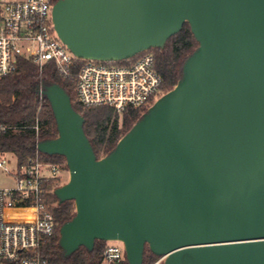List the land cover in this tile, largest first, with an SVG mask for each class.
<instances>
[{
  "label": "water",
  "instance_id": "obj_1",
  "mask_svg": "<svg viewBox=\"0 0 264 264\" xmlns=\"http://www.w3.org/2000/svg\"><path fill=\"white\" fill-rule=\"evenodd\" d=\"M59 37L79 58L129 59L188 22L198 46L182 77L108 154L58 82L39 88L58 128L38 150L66 158L74 200L66 255L97 239L147 247L164 264H264V0H57Z\"/></svg>",
  "mask_w": 264,
  "mask_h": 264
},
{
  "label": "built area",
  "instance_id": "obj_2",
  "mask_svg": "<svg viewBox=\"0 0 264 264\" xmlns=\"http://www.w3.org/2000/svg\"><path fill=\"white\" fill-rule=\"evenodd\" d=\"M56 2L0 0V77L15 71L21 57L41 69L51 61L60 75L76 76L80 104L105 106L110 117L117 116L114 127L127 108L152 106L157 93L164 91L154 53L148 49L114 61L77 57L55 29ZM76 59L82 60L79 66ZM35 127L39 128L38 123ZM11 129L12 125L0 122V137ZM66 163L46 160L38 148L24 162L15 152L0 151V169L11 179L10 184L0 186V264H47L38 249L54 239L57 222L46 196L51 181L58 183L69 171ZM125 253L122 241L111 240L103 257L111 263L124 259Z\"/></svg>",
  "mask_w": 264,
  "mask_h": 264
},
{
  "label": "trees",
  "instance_id": "obj_3",
  "mask_svg": "<svg viewBox=\"0 0 264 264\" xmlns=\"http://www.w3.org/2000/svg\"><path fill=\"white\" fill-rule=\"evenodd\" d=\"M191 26L186 22L183 28L171 36L164 47H154L150 51L156 57V67L164 77L163 89H172L182 77L183 65L186 58L198 46ZM81 59H76L79 66ZM58 82L70 94L73 106L85 117L84 128L89 136L98 157L108 154L114 149L120 138L126 134L134 123L142 116L147 108H127L121 115V124L115 126L105 139L98 136V128L106 134L114 127L115 116L110 117V109L105 106L85 107L77 100V78L75 75H60L55 64L47 62L41 69L33 60L21 57L15 71L0 77V122L12 125L11 129L0 137V151L15 152L21 162L34 154L37 142L58 136L56 119L47 97L39 93V88L46 84ZM38 123L39 128L35 125ZM42 156L52 162L66 163V158L60 154H46ZM66 168L69 169L67 163ZM60 183L51 181L46 202L57 222L54 239L38 251L47 264H102L103 250L107 244L105 240L97 239L93 250L81 246L70 255H66L60 245V228L76 213L74 200L60 201L54 190ZM161 256L153 253L149 247L145 250L144 264H152ZM19 264V263H15ZM110 264H129L127 256Z\"/></svg>",
  "mask_w": 264,
  "mask_h": 264
},
{
  "label": "rangeland",
  "instance_id": "obj_4",
  "mask_svg": "<svg viewBox=\"0 0 264 264\" xmlns=\"http://www.w3.org/2000/svg\"><path fill=\"white\" fill-rule=\"evenodd\" d=\"M169 90H171V89H169ZM169 90H166V88H164V91H160L159 93H157V95H156V97H155V100H157V99L159 98V96H161L163 93L168 92ZM116 118H117V116H115V119H116ZM107 124H108V122L106 123V125H107ZM118 124H121V118H119ZM118 124H117V125H118ZM106 125H104L103 127L98 128V130H97V132H98V136H99L100 139H105V138H107V137L109 136V134H110V133L113 131V129L115 128V127H113V128H112L111 130H109L106 134H104V133L101 132V130H102L104 127H106ZM68 180H69V171H68V172L66 171V172H64V173L62 174V176H61V178H60V181H59L60 185H59V186H61V185H63L64 183H66ZM10 183H11V179L6 175L5 172H3V171L0 169V186L8 185V184H10ZM109 243H111V242H109ZM112 243H118V244H121V243L118 242V241H112ZM102 264H110V263H108V262H106V261L104 260ZM152 264H164V261H163V260L160 261V258H159L157 261H155V262L152 263Z\"/></svg>",
  "mask_w": 264,
  "mask_h": 264
}]
</instances>
